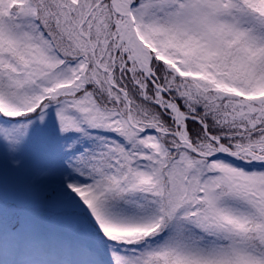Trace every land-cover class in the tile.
<instances>
[{"label":"snow or ice","instance_id":"1","mask_svg":"<svg viewBox=\"0 0 264 264\" xmlns=\"http://www.w3.org/2000/svg\"><path fill=\"white\" fill-rule=\"evenodd\" d=\"M0 264H264V0H0Z\"/></svg>","mask_w":264,"mask_h":264}]
</instances>
